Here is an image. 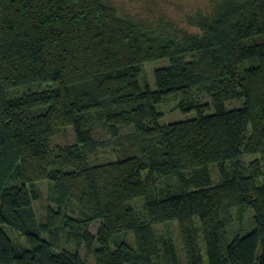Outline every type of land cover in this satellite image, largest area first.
I'll return each mask as SVG.
<instances>
[{"label":"trees","instance_id":"obj_1","mask_svg":"<svg viewBox=\"0 0 264 264\" xmlns=\"http://www.w3.org/2000/svg\"><path fill=\"white\" fill-rule=\"evenodd\" d=\"M199 25L200 36L178 39L121 16L107 0H0V264H84L76 252H53L28 225L42 180L60 207H78L79 217L65 225H83L78 236L88 249L97 244L95 264H181L172 239L152 228L170 220L186 264H205L194 216L207 264H264V0H222ZM160 58L170 62L153 70L155 88H142L141 66ZM27 85L40 88L8 96ZM196 87L209 94L207 104L193 101ZM173 95L188 101L196 117L160 125L158 106ZM230 100L240 106L227 108ZM89 116L113 136L129 125L156 136L160 157L86 163ZM67 127L75 143L51 156L52 138ZM243 155L253 159L242 164ZM210 164L221 183L210 181ZM143 171L177 176L187 188L161 190L140 217L127 202L146 197ZM187 172L195 174L186 180ZM231 208L238 221L252 210L254 225L229 240ZM47 210V229H54L62 211ZM93 221L100 222L95 234L87 230ZM3 225L28 246L17 245ZM123 232L133 234L134 245H111Z\"/></svg>","mask_w":264,"mask_h":264},{"label":"rangeland","instance_id":"obj_2","mask_svg":"<svg viewBox=\"0 0 264 264\" xmlns=\"http://www.w3.org/2000/svg\"><path fill=\"white\" fill-rule=\"evenodd\" d=\"M110 4L117 7L118 13L121 16H128L135 21H141L145 25L157 28L160 31L171 34L172 36L182 38V35H199L201 34V27L199 25L203 18H210L217 11V7L222 0H107ZM169 59L160 58L150 60L144 63L138 73V83L144 88L148 85L150 88H155L153 70L161 66H167ZM47 84H44V86ZM9 91L8 96L14 97L17 94H23L30 90H38L39 86L27 85L18 86ZM194 102L197 104H207L210 101V96L202 87H196L194 90ZM188 101H183L181 96L173 95L165 97L158 110L161 113L160 125L174 122L178 120H185V118L196 117L195 110H191ZM239 101L230 100L226 103V107L240 106ZM87 119V127L92 133V142L82 146V151L85 155V161L88 164H97L108 162L122 157L136 156L141 160L151 161L153 158H159L162 150L159 149V138L152 135H146L139 132L132 125L122 126L116 136L111 135L107 125L96 116H89ZM51 156L56 152L58 147L66 145H73L75 143L74 130L67 127L62 132L53 137L51 140ZM253 159L252 156L243 155L241 163L246 164ZM216 164H210L209 177L213 184H219L222 181L220 170ZM231 164L226 165V169L231 172ZM194 172H187L184 174L186 180L192 177ZM143 177L146 178L148 185L146 197H138L127 202L128 206L135 209L140 217H144L145 202L158 195L161 190L169 189L172 192H177L181 189L187 188L184 182L177 176H162L157 172L149 173L143 171ZM38 197L32 203V215L26 218L28 225L39 230L44 237L52 245V251L68 250L80 254L84 264H95V255L93 253L97 244H94L90 249L86 247L85 242L79 238L84 231L82 224H74L72 228L66 227L64 219L79 217V209L72 202H68L64 207L57 204L54 197L53 188L48 180H42L36 184ZM188 188H193L190 186ZM61 209L62 222L54 229H47V208ZM233 219L227 227V236L229 240L233 239L236 234H246L252 227L254 221V212L248 209L241 221L236 219L235 208L229 210ZM99 221L90 222L87 230L93 234L97 232ZM193 223L197 230L199 248L202 250V258L205 264L206 248L204 247V237L202 236V229L197 216L193 217ZM154 232L156 237L164 239L171 238L173 245L177 250V255L181 264H186L184 258V251L182 249L181 238H179L177 222L170 220L163 224H156ZM6 234L17 245L27 247L26 241L22 234L12 230L6 225H3ZM127 241L134 245L132 233H116L112 236L111 245L115 243Z\"/></svg>","mask_w":264,"mask_h":264}]
</instances>
